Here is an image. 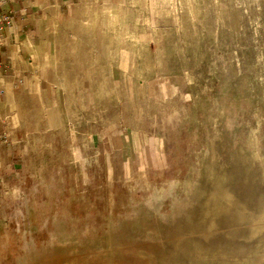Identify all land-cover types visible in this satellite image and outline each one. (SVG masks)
I'll return each instance as SVG.
<instances>
[{
    "label": "rangeland",
    "instance_id": "1",
    "mask_svg": "<svg viewBox=\"0 0 264 264\" xmlns=\"http://www.w3.org/2000/svg\"><path fill=\"white\" fill-rule=\"evenodd\" d=\"M92 1L95 146L39 194L0 169V264H264V0Z\"/></svg>",
    "mask_w": 264,
    "mask_h": 264
},
{
    "label": "crops",
    "instance_id": "2",
    "mask_svg": "<svg viewBox=\"0 0 264 264\" xmlns=\"http://www.w3.org/2000/svg\"><path fill=\"white\" fill-rule=\"evenodd\" d=\"M92 8V0H0V169L20 163L23 183L37 182L33 194L40 193L46 179L61 178L57 172L61 173L62 165L76 178L78 161L87 158L83 148L87 154L95 146L92 133L90 138L78 137L80 116H86L85 131L94 129V120L88 119L94 113V91L87 85L94 80L88 71L92 61L78 58V44L73 43L85 33ZM101 129L109 130L108 126ZM127 143L121 136L117 151ZM104 147L107 178L120 179L109 170V157H116V148ZM159 150L144 136L138 137L135 154L122 158L123 167L130 162L123 173H138L131 165L134 156L138 164L146 162L139 169L149 168V155L156 161ZM43 207L40 202L32 209L28 206L27 221L32 212L40 218Z\"/></svg>",
    "mask_w": 264,
    "mask_h": 264
},
{
    "label": "built area",
    "instance_id": "3",
    "mask_svg": "<svg viewBox=\"0 0 264 264\" xmlns=\"http://www.w3.org/2000/svg\"><path fill=\"white\" fill-rule=\"evenodd\" d=\"M0 29H1V26H0Z\"/></svg>",
    "mask_w": 264,
    "mask_h": 264
},
{
    "label": "bare ground",
    "instance_id": "4",
    "mask_svg": "<svg viewBox=\"0 0 264 264\" xmlns=\"http://www.w3.org/2000/svg\"><path fill=\"white\" fill-rule=\"evenodd\" d=\"M254 264V263H253Z\"/></svg>",
    "mask_w": 264,
    "mask_h": 264
}]
</instances>
